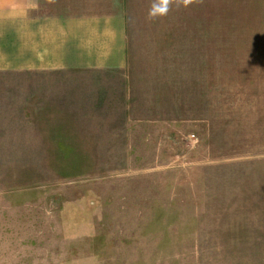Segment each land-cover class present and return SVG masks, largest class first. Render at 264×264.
<instances>
[{"label":"rangeland","instance_id":"obj_1","mask_svg":"<svg viewBox=\"0 0 264 264\" xmlns=\"http://www.w3.org/2000/svg\"><path fill=\"white\" fill-rule=\"evenodd\" d=\"M154 2L0 155V264H264V0Z\"/></svg>","mask_w":264,"mask_h":264},{"label":"crops","instance_id":"obj_2","mask_svg":"<svg viewBox=\"0 0 264 264\" xmlns=\"http://www.w3.org/2000/svg\"><path fill=\"white\" fill-rule=\"evenodd\" d=\"M126 65V0H0V155L39 144L30 125L70 91L60 72Z\"/></svg>","mask_w":264,"mask_h":264},{"label":"clouds","instance_id":"obj_3","mask_svg":"<svg viewBox=\"0 0 264 264\" xmlns=\"http://www.w3.org/2000/svg\"><path fill=\"white\" fill-rule=\"evenodd\" d=\"M176 2L178 7L183 6L187 8L189 5L193 4L195 0H176ZM171 3L172 0H155L150 6L148 19L153 20L165 16L169 11V5Z\"/></svg>","mask_w":264,"mask_h":264}]
</instances>
